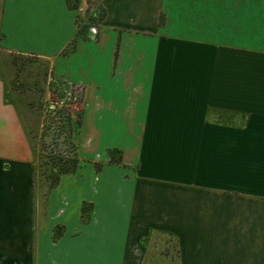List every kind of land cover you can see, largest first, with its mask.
I'll return each instance as SVG.
<instances>
[{"label": "crops", "instance_id": "0c3cea01", "mask_svg": "<svg viewBox=\"0 0 264 264\" xmlns=\"http://www.w3.org/2000/svg\"><path fill=\"white\" fill-rule=\"evenodd\" d=\"M100 7L0 0V264H144L156 231L177 264H264V0ZM7 52L81 91L79 166L44 195Z\"/></svg>", "mask_w": 264, "mask_h": 264}, {"label": "rangeland", "instance_id": "374dc122", "mask_svg": "<svg viewBox=\"0 0 264 264\" xmlns=\"http://www.w3.org/2000/svg\"><path fill=\"white\" fill-rule=\"evenodd\" d=\"M100 11V0H96ZM86 18L91 24L96 20L88 11L85 16L76 19L79 30L85 32ZM7 62V64H5ZM10 62V64H9ZM50 61L33 54L7 52L2 56V70L10 78L8 95L17 103L19 117L26 132L32 150L33 169L31 179L36 194L44 195L54 172L49 168L46 176L40 165L43 157L41 148L52 142L56 136L57 146H63L61 140L69 126L75 123L80 111L81 91L70 84L54 82L50 77ZM60 108V112H56ZM70 115L71 119L67 116ZM226 121L240 122L241 117L228 113L215 114ZM32 175V174H31ZM59 232V230H57ZM57 233H53L56 236ZM144 264H177L174 239L171 235L153 232L149 239Z\"/></svg>", "mask_w": 264, "mask_h": 264}, {"label": "trees", "instance_id": "16d2710c", "mask_svg": "<svg viewBox=\"0 0 264 264\" xmlns=\"http://www.w3.org/2000/svg\"><path fill=\"white\" fill-rule=\"evenodd\" d=\"M88 4L90 0H86ZM78 26V23H77ZM56 112H60V108L56 110ZM68 119L70 115L67 116ZM80 125V112L77 115V119L74 124H71L63 136V140H61L63 146H57L58 142L55 138H53L52 142L48 145L43 144L44 146L41 148V156L43 159L41 160L40 165H44L42 170L43 174L46 176V170L51 168L54 172L51 175L50 181L46 185L47 188L55 185L63 173H71L79 166V160L77 157V145L73 140V132ZM110 153V152H109ZM98 167V165H95ZM36 174V170L32 172L31 179L33 180ZM175 252L177 254V249L175 248Z\"/></svg>", "mask_w": 264, "mask_h": 264}, {"label": "built area", "instance_id": "2783aa9c", "mask_svg": "<svg viewBox=\"0 0 264 264\" xmlns=\"http://www.w3.org/2000/svg\"><path fill=\"white\" fill-rule=\"evenodd\" d=\"M96 0H90L89 3V8L91 9V11L97 10L99 9L98 5H95ZM93 9V10H92ZM95 14V13H94ZM93 15V14H92Z\"/></svg>", "mask_w": 264, "mask_h": 264}]
</instances>
